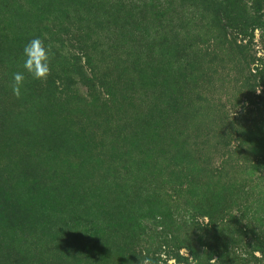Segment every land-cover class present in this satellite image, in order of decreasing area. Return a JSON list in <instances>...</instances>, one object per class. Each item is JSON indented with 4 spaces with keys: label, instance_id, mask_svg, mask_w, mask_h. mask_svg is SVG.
I'll return each mask as SVG.
<instances>
[{
    "label": "rangeland",
    "instance_id": "rangeland-1",
    "mask_svg": "<svg viewBox=\"0 0 264 264\" xmlns=\"http://www.w3.org/2000/svg\"><path fill=\"white\" fill-rule=\"evenodd\" d=\"M206 1L212 6L197 5L199 0H0V91L10 94V74L17 70L12 58L18 59L15 54L30 39L51 44L55 59L44 81L47 90L31 104L35 107L24 116L6 115L7 124L0 126V161L6 162V156L12 161L35 159L37 167L59 175L57 182L50 183V177L35 185L27 204L14 213L19 220L29 221V227L0 220V264H13L8 261L9 243L20 254L14 256V264H46L56 252L72 253L78 244L72 238L77 234L67 232L65 223L86 231V241L105 247L103 238L91 236L101 234L108 221L115 231L126 230L141 249L160 242L170 222L180 227L184 238L190 215L205 224L209 221L196 209L202 199L200 208H209L205 202L215 201V190L225 205L215 218L223 225L226 241L242 239L233 240V246L238 245L239 255L246 257V245L264 230L263 184L253 187L250 182L240 191H226L215 185L208 171L225 167L229 151L222 149L224 141L238 143L226 136L234 123L247 116L240 84L254 75L228 55L227 42L220 41L217 28L211 25L221 0ZM226 2L221 14L227 22V17L258 6L255 0ZM229 25L235 40L246 44L244 53L254 59L255 73L264 56V30L255 28L243 38L236 35L234 22ZM165 61L171 73L167 77L161 69ZM188 73L193 75L187 77ZM41 82L37 80L39 87L34 89L42 91ZM261 90L260 85L256 87L257 94ZM171 92L174 97L182 92V109L164 118L162 110ZM9 105L10 111L18 110L17 101ZM34 122L37 127L40 123L43 132L32 131ZM254 131L264 138V130L250 132ZM50 145H55L53 152L48 150ZM239 151L237 156L242 158L246 148ZM178 159L184 164L180 173L174 170ZM122 165L133 173L126 182L114 179ZM81 168L86 170L80 172ZM227 168L232 179L229 162ZM86 174L83 180L75 179ZM179 174L183 179L197 175L196 182L175 193ZM115 182L123 183L119 184L122 191L115 189ZM53 195L58 197L54 212L56 207L49 202ZM108 215L110 219L105 218ZM106 242L110 245L111 239ZM170 245L176 247L174 240ZM111 247L107 254L113 261L102 259L100 264H140L145 258L135 261L124 255L126 250ZM180 255L179 263L169 252L159 253L162 264L192 262L186 247ZM211 257L215 260V253Z\"/></svg>",
    "mask_w": 264,
    "mask_h": 264
},
{
    "label": "trees",
    "instance_id": "trees-1",
    "mask_svg": "<svg viewBox=\"0 0 264 264\" xmlns=\"http://www.w3.org/2000/svg\"><path fill=\"white\" fill-rule=\"evenodd\" d=\"M3 1V0H1ZM13 1V0H12ZM222 1V2H221ZM220 3H218V9H216V13L214 14V19H212V26L217 28L218 37H220V41L225 40L227 42V53L230 57H235V60L237 59V62H240L241 65L245 64L246 68L248 69V72L250 75H254V78L249 76L244 78L240 84V91L243 93L245 101L247 100V106L245 107V113L247 116L242 118L240 121L233 124L231 127V132H228L227 138L237 141V145L235 146V143H231L230 141L225 142L221 144L222 149H227L229 151V156H227V162H224L223 166L225 167H216L209 172V177L214 179L215 185H218V188L223 187L226 189V191H233L237 192L241 189H244L246 186V183L250 184L254 183L253 187H256L260 184H263L264 188V138L257 137V132L251 133L252 130H264V56L261 57V65L256 68V72L253 73L252 63H254V59L252 57L248 58L246 57L245 52V45L242 43H238L237 40H235V35L229 33L230 30H228L230 27L229 22H234V29L236 30V35H242V37H246L249 32L255 30V28H259L264 30V12H260V8L264 10V0H255V4H258L257 7H253V9L249 8L246 9L242 14L240 15H234L232 18L222 17V11L226 9V0H221ZM219 2V1H218ZM209 3V6H212L211 1H202L199 0L197 5H206ZM215 22V25H214ZM211 26V28H212ZM209 31V30H208ZM177 32V31H176ZM233 36V38H229L230 36ZM34 39V38H33ZM28 42H25L21 45V52L15 54V56L18 59H13V63L16 65L17 70L16 72H22L25 76V81L23 88L21 90V96L19 98L16 97L17 100H12L15 95H13V92L11 90L10 94L3 91L1 88L0 91V126L6 125V115L10 116L13 113L16 112L17 115L24 116L27 111L30 110V108H34L33 104L37 99L41 98L40 93H44L47 90V83L42 81L41 87L43 88L42 91H39L38 89H34V87L38 86L37 80L34 79L23 67L24 64V53L23 49L25 45H27L31 40ZM244 40V39H243ZM226 46V47H227ZM221 47H225L224 44H222ZM58 60V59H56ZM55 59H51V62H54ZM167 61L164 62L161 69L165 72V77L170 76L171 73H169L168 68H166ZM20 68H23V70H20ZM185 70V69H184ZM242 72L245 69H241ZM80 71V69H79ZM171 71V69H170ZM6 72H3L4 76L6 75ZM13 73L10 74L12 76V82L13 83ZM181 73V72H179ZM193 73H188L186 76L191 77ZM258 79L257 82L254 83L255 80ZM260 82V84H259ZM262 87V90L259 94L256 93V87L258 86ZM39 87V86H38ZM12 89V88H10ZM182 92H179L175 97L173 93L171 92V98L169 101V104L165 106L162 110L163 117L168 118V116L173 115L175 111L178 109H182V105H180V102L182 100ZM11 101H17L18 103V110L17 111H10L9 105ZM249 116V117H248ZM253 117V118H252ZM243 122V124H241ZM35 126H33L34 133L35 132H43L42 127L39 123V126L37 127L36 122H34ZM36 127V128H34ZM59 127V126H57ZM56 128V127H53ZM225 132V131H224ZM233 133H238L239 135L236 137H233ZM259 134V133H258ZM260 135V134H259ZM225 134L223 133L221 141L223 140ZM264 136V135H263ZM262 136V137H263ZM42 138V137H41ZM59 143V142H57ZM2 146V144H0ZM55 145H50L48 148L49 152L54 151ZM58 146V145H56ZM240 147L246 148V153L243 155L242 158H239L237 156V153H240ZM84 155V154H83ZM87 156V155H84ZM99 161H103L102 155L98 156ZM7 158V160H6ZM181 158V157H180ZM5 161H0V220L6 221L7 223L15 221L17 225L24 224V227H29L30 223L29 221L26 223L23 220H19L14 216V213L23 207V205L27 204V201L29 198L33 195V191L36 189L35 185H39L43 182H46L51 177L52 179L49 180L50 183L57 182L59 175H53V173L49 172L48 169L45 167L43 169L37 167L35 165V159H29V158H20L19 160H13L11 157H5ZM97 160V162H99ZM228 162L231 164L233 168V176L232 179L230 178V175L228 174L226 170H228L227 165ZM232 162L236 164H232ZM100 163V162H99ZM101 164V163H100ZM183 161L180 159L177 160V165L175 167V172L180 173V170L183 168ZM86 169L81 168L80 172H84ZM23 172H27L26 176H23ZM119 175H115V180H120L126 182L127 180H130L132 178L131 175L133 173L130 171V169L127 167V165H122L120 171H117ZM170 174V173H169ZM225 174L228 178L227 181H223L224 184H219L218 182H221L223 176ZM174 175V174H173ZM78 178H75L76 180L80 181L87 177V174L83 177L81 175L77 176ZM83 177V178H82ZM197 175H194L193 178H189L186 176L185 179H183L180 174L178 178H176V185H173V190L175 193L184 192L188 190L190 186L192 187V182L195 181ZM42 181V182H41ZM133 181L129 182L132 183ZM180 182V183H178ZM196 182V181H195ZM123 183H116L115 182V189L119 190L121 188V185ZM223 185V186H222ZM150 186H140V188H145L148 190ZM187 187V188H185ZM58 188V187H57ZM56 188V190H57ZM65 193L67 190H65V187H61ZM185 188V189H184ZM249 188V186H248ZM113 189V190H115ZM190 189V188H189ZM122 191V190H119ZM216 196V199L214 202H211V199L206 200L205 203L210 204V207H201V204L203 199L200 201V206L198 209H196V212L200 213L199 216H208L209 221L205 224L203 222H200L196 215H190V219L186 220V237L182 238L180 236L179 226L175 225L174 222H170L169 226L166 227L168 230H164L163 237L161 238L160 242H153L150 244L149 249H141L138 246V243L135 239L132 238V236L127 235V231H122L118 229L115 231V229H112L111 222H106L107 225H104V230L102 233L98 234L97 237L92 234L91 237L95 239H102L104 244H107V246H101L99 243L97 244L94 240L86 241L87 232L79 231L80 229L77 228V225L71 226L68 223H65L67 232H76V237H73V240L77 241V245L73 248L75 251L72 253H66V252H56L55 257L53 258V261L47 262L46 264H88L89 262L91 264H100V260H106V262L113 261V256L108 257V251L110 248V251L112 249L111 245L116 247V250L118 252L122 250H126L124 255H128L127 257H132L133 260H137V258H143V256L146 254L148 258H151L153 261V264H162L161 263V257L159 256V253L162 252H169V256H174L177 258V260L180 263L181 255L180 250L183 247H186L189 250V253L191 254V263L190 264H211L213 258L211 257L212 253H215L216 259L215 264H264V230H260L256 233V239L252 240V242L248 243L249 245H246V257H241L239 255L238 245H235L234 248L233 244L234 242H240L242 239H233L231 241H226V238L224 237L223 232V225L218 222V220L215 218L217 213L223 212L225 209V205H221V200H223V196L219 194L216 190L214 191ZM240 193V192H239ZM113 194V193H111ZM57 195V194H56ZM56 195H53V200H50L49 202L53 207V212L58 210V197ZM169 195V194H168ZM178 195V194H177ZM218 195L221 197H218ZM60 196V195H59ZM170 196V195H169ZM198 196V195H197ZM138 197V196H137ZM200 200V199H199ZM198 200V201H199ZM48 203V202H47ZM56 204V205H54ZM22 205V206H21ZM206 205V206H207ZM107 215V214H106ZM115 216V215H114ZM105 218L110 219L111 215H108ZM231 219H235L234 217H230ZM222 222V220H219ZM19 222V223H18ZM74 228V229H73ZM77 228V229H76ZM66 232V233H67ZM184 232V234H185ZM190 234H192L193 237H190ZM84 235V238H83ZM231 236V235H230ZM107 238L111 239V242L108 245ZM182 239H185V242H181ZM63 239H60L59 242H62ZM68 240V239H64ZM176 243V247L173 245H170L172 242ZM180 242V245L178 244ZM89 244L92 245V249H97L100 252L96 254V252L92 253V249L89 247ZM8 252L7 255H9L10 263H16V260L14 258L15 255H20L17 249L14 245L9 243L7 246ZM116 250H113L114 253H116ZM128 250V251H127ZM131 251V252H130ZM259 252L260 255H257L256 252ZM113 253V254H114ZM243 253V252H242ZM245 253V252H244ZM156 259H154V257ZM13 257V258H12ZM145 257V256H144ZM88 258V261H87ZM169 264L166 260V263Z\"/></svg>",
    "mask_w": 264,
    "mask_h": 264
},
{
    "label": "clouds",
    "instance_id": "clouds-1",
    "mask_svg": "<svg viewBox=\"0 0 264 264\" xmlns=\"http://www.w3.org/2000/svg\"><path fill=\"white\" fill-rule=\"evenodd\" d=\"M24 69L36 80L46 81L51 73L50 61L54 56L52 45L45 46L44 42L39 39L31 40L23 49ZM25 76L22 72L13 73V83L11 85L13 94L19 98L23 88ZM140 259V258H139ZM140 264H153L151 258L145 254L144 259H140ZM215 264V260L211 262Z\"/></svg>",
    "mask_w": 264,
    "mask_h": 264
}]
</instances>
